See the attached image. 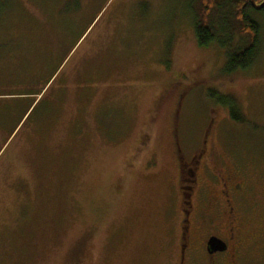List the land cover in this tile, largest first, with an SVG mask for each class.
<instances>
[{"label":"rangeland","instance_id":"obj_1","mask_svg":"<svg viewBox=\"0 0 264 264\" xmlns=\"http://www.w3.org/2000/svg\"><path fill=\"white\" fill-rule=\"evenodd\" d=\"M1 3L0 264H208L203 219L230 227L210 169L246 179L239 263L264 264V14L254 62L226 73L249 36L200 46L196 0ZM203 144L181 238L180 167Z\"/></svg>","mask_w":264,"mask_h":264},{"label":"flooded vegetation","instance_id":"obj_2","mask_svg":"<svg viewBox=\"0 0 264 264\" xmlns=\"http://www.w3.org/2000/svg\"><path fill=\"white\" fill-rule=\"evenodd\" d=\"M204 143H207V140H205ZM204 144L200 148V152L195 153V160L196 162H192L191 164H182L180 167V179H179V188L181 190V200H180V215L182 217L181 219V238H185L186 232L190 231V225L193 219L197 216L199 217V203L197 202V205L193 203V193L195 190L194 187L196 186V183L199 184L198 189L201 188L200 181H199V168L201 166L198 163H201L204 159ZM193 156V157H194ZM194 161V160H193ZM208 166V164L204 165V168ZM208 168H211V165L208 166ZM206 170V168H205ZM213 175V178L215 179L216 183H220L221 180L223 182V188L221 197H216L211 200H213V204L210 201V205H212L211 212L215 213L214 218L218 219V216L220 219H223L225 215L228 216L230 219V227H228V232H225L224 234L220 231H215L213 228H218L220 230V225L217 223L215 225V221L213 222L211 220H208V218L203 219L208 224V233L206 234L205 241L206 246L204 248L206 253V258H208V264H218V259L221 256L227 257V262L231 264H240V259L243 258L245 250L244 247L246 245V240L244 238V224L243 221L246 220V217L250 215V210L248 208V202L251 204L250 201V193L247 192V184L245 182V178L241 176L240 174L236 173L237 177L236 180L232 182L233 176H228L230 184H228L224 178L221 175V171H215V169H210V171ZM239 184H236L238 183ZM201 189L198 190V193L200 194ZM219 195V194H218ZM200 197V196H199ZM202 199V197H200ZM212 198V197H209ZM204 202V201H203ZM202 205V204H201ZM254 212H252L253 214ZM217 214V215H216ZM210 219V218H209ZM201 223L204 224L203 221ZM214 223V224H213ZM213 228H211V226ZM215 226V227H214ZM211 237H218L221 239L223 243V249L218 250L215 252H211L208 247V242ZM186 247V245L184 244ZM183 246V247H184ZM187 251V247L185 248ZM247 254V253H246Z\"/></svg>","mask_w":264,"mask_h":264},{"label":"trees","instance_id":"obj_3","mask_svg":"<svg viewBox=\"0 0 264 264\" xmlns=\"http://www.w3.org/2000/svg\"><path fill=\"white\" fill-rule=\"evenodd\" d=\"M3 0H0V9L2 8ZM257 3L263 0H256ZM199 6L194 12V30L197 42L200 46H209L212 42L220 43L221 46L231 42L232 33L249 36V44L240 52L232 53L228 56L225 66L226 73H232L238 69L248 68L255 59L257 50L260 44L259 21L253 16L255 11L264 14V7L257 9L252 5L251 0H196ZM229 8L232 13V18H218V30L215 31L212 24L216 21L217 11H222L224 8ZM231 31V34L229 32ZM211 98L216 102L225 104L230 107L231 115L234 120L244 122V116L240 114V110L236 102L226 95L218 92L209 93Z\"/></svg>","mask_w":264,"mask_h":264},{"label":"water","instance_id":"obj_4","mask_svg":"<svg viewBox=\"0 0 264 264\" xmlns=\"http://www.w3.org/2000/svg\"><path fill=\"white\" fill-rule=\"evenodd\" d=\"M251 2L252 5L257 9H262L264 7V0L261 3H257L256 0H251ZM222 245L223 243L221 239H219L218 237H211L208 242V247L211 252L222 250L223 249Z\"/></svg>","mask_w":264,"mask_h":264}]
</instances>
